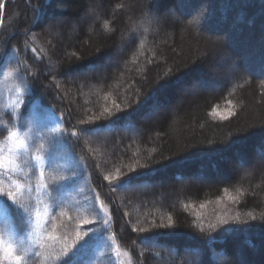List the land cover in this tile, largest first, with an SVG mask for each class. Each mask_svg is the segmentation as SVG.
<instances>
[{"label":"trees","instance_id":"trees-1","mask_svg":"<svg viewBox=\"0 0 264 264\" xmlns=\"http://www.w3.org/2000/svg\"><path fill=\"white\" fill-rule=\"evenodd\" d=\"M0 5V52H7L0 63V133L17 123L29 130L27 107L24 119L12 116L18 64L33 100L63 116L61 127L69 133L108 124L106 114L95 117L105 108L115 112L113 102L134 107L138 95L153 92L159 101L149 119L152 99L111 131L70 138L86 165L85 179L73 185H83L88 194L95 188L91 196L99 194L111 215L107 224L103 212L98 219L90 216L93 222L85 228L96 229L98 238L81 254V264H264V159L257 156L264 152V0H0ZM149 8L159 19L145 31L141 22ZM52 18L68 23L48 31ZM213 47L215 55L202 59ZM114 51H120L118 58L104 66ZM49 58L63 75L46 71ZM219 61L239 72L225 76L215 90L189 93L194 81L217 77ZM87 65L96 70L85 71ZM8 71L14 75L5 79ZM29 71L34 75H26ZM41 127L30 132L37 146ZM174 160L128 190H112L117 181L104 180L118 168L143 172ZM225 188L236 201L226 198ZM225 214L249 222L233 224L234 232L214 239L218 233L209 236L207 226ZM194 223H202L204 233ZM30 230L14 211L0 217V238L29 248L34 260L39 249L31 245Z\"/></svg>","mask_w":264,"mask_h":264},{"label":"snow or ice","instance_id":"snow-or-ice-1","mask_svg":"<svg viewBox=\"0 0 264 264\" xmlns=\"http://www.w3.org/2000/svg\"><path fill=\"white\" fill-rule=\"evenodd\" d=\"M3 8V5H0ZM150 8L145 10V15L141 22V26L152 25L158 22V17L150 15ZM2 23V21H0ZM64 23L62 18H57L48 23L47 30H58ZM108 24H104V28L108 29ZM147 31V27H144ZM35 39V37H33ZM33 53L36 49H32ZM44 50L41 49V52ZM7 52H0V63L3 62V56ZM47 55V53H45ZM73 56L76 53H72ZM215 55V48L206 49L203 52V58H207ZM12 58H10L11 60ZM37 59L41 57L37 56ZM79 59V57H77ZM20 65H17L15 74L20 79V84L15 86L17 93L16 101L11 105L12 116L17 121L24 119V108L27 107V121L29 125L28 131L21 130L19 123L16 126L8 128L5 133H0L4 136L3 144H0V217L6 212H16L21 215L26 223L30 226L28 236L33 247H37L39 251H36L34 255L40 257L44 264H81V254L90 245V243L98 238L97 230L94 228H82L81 224H92V219L85 216L80 223L76 225L73 230V234H67L62 231L63 224L58 225L57 221L63 218L71 219L70 212H75L77 216L82 213H88L89 216L95 218L100 217V213L103 212L107 219L105 223L111 221V215L109 214L108 207L101 199L99 194H96L93 198L92 192H95V188H90L88 204L84 207H73L69 202V193L74 181L85 179L84 168L86 165L82 164V157L77 159L73 150V140L75 138L78 141L81 136H90L93 133H99L102 131H111L113 127L121 120L128 121L131 116L140 111L148 104V100L152 99V109H155L159 101L155 98L156 93L153 92L151 96L141 98L137 96L135 106L129 105L126 108H121L118 103L113 102L116 109L113 112L110 108H105L100 116H96L95 120H99L101 116L109 118V123L106 125H98L96 127H84L78 130H72L70 133L61 127L63 116L57 117L55 110L45 106L39 99L33 100V89L26 83V76H19ZM95 65H87L85 71H95ZM46 71L57 76L63 75L59 71V65L53 62L49 58V64ZM234 74L235 70H231ZM82 75L83 73H78ZM5 79L14 75L13 71H8L5 74ZM26 75H34L30 71ZM168 77V73H165V78ZM171 82V81H169ZM200 87H206L205 81L198 82ZM131 108V111L128 110ZM125 113L120 116L117 113ZM215 112V109H213ZM221 119H227L231 114H219ZM115 117V119H112ZM81 124L90 123V121L81 120ZM37 125H42L39 129L40 142L37 146L33 142V136L30 135L32 128ZM264 127V125H261ZM131 130V126L129 125ZM79 132V135H78ZM47 145V146H46ZM59 146L66 153L63 163L56 168L52 165L56 163L53 157V147ZM6 148V151H5ZM261 158L264 159V152L261 153ZM178 160L172 161L170 164L164 165L162 168H151L149 171L138 172L135 166L129 168L128 172L117 169V175L111 174L104 175L105 181L115 179L117 182L112 185V190H128L133 187L139 186L144 183V177L154 175L157 172H163L168 167L176 163ZM137 163H139L137 161ZM141 169H148V164H140ZM28 169L33 170V175L29 176ZM38 170V176L36 171ZM46 173H51L46 175ZM226 198L230 201H236L237 197L228 196V189H224ZM79 203V202H77ZM221 203V201H217ZM99 205L97 210L96 205ZM204 207V205H201ZM127 215V213H125ZM250 220H255L256 217L252 213H247ZM199 218V214H197ZM264 219V214H262ZM248 220L240 218L239 214L236 216H217L215 223H210L207 227L210 229L208 235L211 236L213 232L218 233L215 238L226 237L235 229L231 227L233 224L248 223ZM50 225V227H49ZM171 228L172 217H168V225ZM194 227H199V231L204 233L205 228L203 224H195ZM227 226V227H226ZM158 227L163 228L164 225L160 224ZM136 231V228H133ZM141 232L144 229H140ZM172 235L174 233H168ZM157 235H160L157 233ZM112 243L115 244V237H112ZM115 256L121 255L120 249L117 247L114 250ZM30 249L19 248L17 249L12 242H5L0 238V264H4L7 260V264H33V261L29 259ZM125 256H129V252L123 253Z\"/></svg>","mask_w":264,"mask_h":264},{"label":"rangeland","instance_id":"rangeland-1","mask_svg":"<svg viewBox=\"0 0 264 264\" xmlns=\"http://www.w3.org/2000/svg\"><path fill=\"white\" fill-rule=\"evenodd\" d=\"M169 13L170 12H168V14ZM169 16H172V12L170 13ZM84 17L85 16L81 17L80 22H85L84 19L86 17L85 18ZM52 20H54V18L50 19V21H52ZM63 21L67 22L66 19H63ZM118 54H120V51H118V52L114 51L111 55L108 56V58L105 59L103 65L104 66L105 65H107V66L110 65L114 61V59L116 60L118 58ZM219 62H220V65H219L220 67L218 69L219 71L216 72L217 73V77H218V75L220 76V77H218L219 79L217 77H214L210 81L200 80V81H205L207 83L206 87H200V85L198 83L199 80L194 81L193 82V86L190 89H188V92L192 93V94H196L197 92L199 93V92H202L204 90H215L216 88H218V86L223 81L225 76H229V75L233 74L231 72V70L234 69L235 72L236 71L239 72L238 66H236V68H232L227 63H223L222 61H219ZM97 70H102V67H98ZM79 77H84V75L83 76H79ZM155 110L156 109H149V111H148L149 113L146 116L147 119H149V118H151L153 116ZM1 144H3V143H1ZM5 151H6V148H5ZM65 155H66V153L64 152V150L61 147H59V146L53 147V157H54L56 163L54 165H52V167L53 168L59 167L63 163V161L65 159ZM257 156H261V154H257ZM50 174L51 173H46V175H50ZM0 179H5V178H0ZM88 197H89V194H88L87 190L85 189V187L83 185L74 184L73 186H71V191L69 193L68 199H69V202L73 205V207H84V206H86L88 204V199H87ZM77 202H79V203H77ZM69 216L71 217V219L63 218V219L57 221L58 225H60V224L64 225V228L62 229V231L67 233V234H73V230L76 228V225L78 223H80V221L85 216H87V218L90 219V216L86 212L82 213L80 216H77V214L75 212H70ZM87 226H89V224H81L82 228H85ZM32 261H33V264H37L39 261H41V258L40 257H36V259H34ZM223 261L227 262L228 260L225 259ZM4 264H7V260L4 261Z\"/></svg>","mask_w":264,"mask_h":264}]
</instances>
